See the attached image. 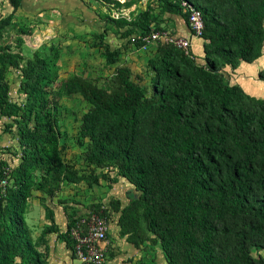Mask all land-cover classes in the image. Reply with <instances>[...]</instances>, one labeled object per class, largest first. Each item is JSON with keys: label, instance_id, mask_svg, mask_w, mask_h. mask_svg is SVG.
Listing matches in <instances>:
<instances>
[{"label": "trees", "instance_id": "obj_1", "mask_svg": "<svg viewBox=\"0 0 264 264\" xmlns=\"http://www.w3.org/2000/svg\"><path fill=\"white\" fill-rule=\"evenodd\" d=\"M18 2L7 0L10 13L0 25ZM189 2L203 21L200 59L190 49L185 54L160 43L145 64L147 87L133 81L126 66H116L100 86L78 74L59 80L58 44L27 58L0 44V115L11 119L7 126L14 128L17 148L14 166L0 162V180L5 178L0 264H47L43 235L48 232L75 258L68 230L72 219L63 232L53 225L40 231L42 254L24 218L31 190L52 194L58 186L51 177L83 180L60 157L56 109L58 97L70 94L89 104L78 129L88 139L84 160L110 167V184L121 177L130 185L124 205L116 201L107 211L96 207L109 221L111 212L117 213L119 234L127 242L132 243V234L144 239L142 222L158 239L166 264H264V99L228 81L240 62L260 54L264 0ZM156 5L186 22L176 3L158 0ZM110 21L125 26L122 34L138 23L136 33L150 31L148 7L130 21ZM9 67H20V96L14 100L5 80ZM256 77L264 80V70Z\"/></svg>", "mask_w": 264, "mask_h": 264}, {"label": "rangeland", "instance_id": "obj_2", "mask_svg": "<svg viewBox=\"0 0 264 264\" xmlns=\"http://www.w3.org/2000/svg\"><path fill=\"white\" fill-rule=\"evenodd\" d=\"M85 1L88 4L89 8L92 7L96 19H102L103 22L106 23V29L113 32L116 31L118 27L121 28L122 24L116 26L110 21V19L112 18V13L117 12L118 14H120L121 11H124L126 9L129 11L130 20H132L133 17H135L138 13L142 12L143 10H145L146 7H148V12L150 14L151 21L149 24L150 31H165L173 37L184 35L186 33L185 29L180 31L177 26H173L172 14H168L159 10L156 5L158 0H133V2L129 6L125 4L120 5V3L116 0ZM115 2H118L119 5L115 4ZM42 8L38 9V11L44 12L45 16L41 18L32 19V21L30 22H32L33 25L31 27H25L28 30L26 34L20 33L18 31V27H24V24L19 25L18 22H11L7 24L6 17V23H4L3 29L0 31V44L18 51H21L23 47H31V53L32 51H46L47 46L51 42L56 43L58 45L64 44L65 55L61 59L62 63L60 65V71L58 69V79L63 80L70 76V73L66 72L65 69L68 65L71 64L69 63V56L71 55V51L77 48V44H79L81 40L83 41L85 36H81L82 32L78 31L74 28V26L70 25L71 22L74 25L77 24L74 18L68 19L70 23L67 24L68 20L60 16L58 17L57 12L54 10L52 5L49 4ZM79 17L80 14L78 13L77 18ZM28 24L31 23L28 22ZM37 24H41L40 26L38 25V29L40 31L38 30L39 33L37 37H33V29L37 27ZM140 27H142V24L138 23V26H136L134 30L129 31V33L127 34V41L124 43L126 47L129 45L128 47H130L131 49H136L135 45H132L129 42L128 38L130 36V33L132 32L135 35L136 31H138ZM119 34L121 35L122 33ZM78 35L81 37H78ZM123 36H126V34H124ZM158 42L160 41L152 42L142 50L148 52L150 50L148 49V47H157L160 44ZM97 45L99 46V43L94 42L92 40L88 43V46L93 49H95ZM195 56L197 60L200 59V55ZM22 57L25 58V53L24 55H22ZM76 63L77 62H75V64ZM140 63L141 62L137 64L138 67ZM145 64L146 63H142V65L140 66V70L136 72L131 71V79L137 82L139 85L147 87L146 85L150 73L148 72V69ZM91 73H93V75H90L89 78L86 79L96 84L97 86L104 84L106 79L108 78V76L101 75L99 70L90 69L89 74ZM235 77H237V81H235ZM5 80L8 83V94L10 99H18L20 95L17 89V84L18 81L21 80L20 67H9V69L5 72ZM248 80L249 79L244 76L242 71H239L238 74H234L233 76L229 75L228 77V81L230 83L238 85L241 89L243 87L245 88V86L243 85L245 82L247 83ZM255 83L258 84V82ZM255 88L259 91L257 93L261 92L260 87L256 86ZM88 106L89 104L86 103L78 94L60 95L58 97V107L56 109V112L57 122L60 130V157L65 168L67 170L72 171L74 177H80L83 180L76 181L74 183H69L64 182V179H56L54 177H51L50 181L52 184H59V182L65 183L62 184V186H59L57 190L59 191V188L61 187L60 189H63L61 193L64 197H67L69 193L74 192L73 194L69 195H71L72 198H76L74 201L75 204H72L74 207H76V210H79L77 209L78 207L86 208L87 210L97 209L96 207H99L98 209L102 208L105 211L109 210V208L110 210H113L114 208L112 207V205L116 201H118L112 199L113 197H111V200H109L110 195L108 192L113 186L116 185L115 183H109L112 180V177L110 176L114 173L113 170H111L110 167L97 168L92 164H88L84 160V152L88 146V139L86 137H81L78 134V129L79 124L81 122V116L86 111ZM10 121V118L0 115V162L6 161L11 166H14V164L16 163L14 159L16 157L17 152L15 141L16 136L14 134V128H9L7 126V124H10ZM104 177L108 179H105ZM120 185L121 189L123 188V191L127 190L125 188V184L121 183ZM34 199L35 198L31 197L27 201V203L31 204L32 200L34 201ZM81 213L84 212L77 211L76 214ZM44 214L45 219H49V211H46ZM24 218L29 228L32 239L34 241L39 240L38 235L40 233V229L38 226V217L33 207L30 208L29 213H25ZM138 224L140 226L139 233L144 236V239H140L137 235L132 234L130 241H132V244L136 245V247H146L148 244L154 246L155 255L157 254L160 257L159 254H162L163 252L158 239L155 238L154 235H152L145 229L142 222H138ZM117 232H119L118 226H114L113 223H111L110 232L107 233V236H109L110 238H114L113 234ZM131 233L135 232L132 231ZM37 244L38 250H40L42 254H45V249L43 245L39 244L38 241ZM112 244H115V240L114 242H112ZM114 247L115 246L112 245H109L107 247L105 259L108 264H112V257L115 256V254L117 253H115V251L113 250ZM116 249H119V246H116ZM162 256L163 261H165V256ZM73 264H77V262L75 261Z\"/></svg>", "mask_w": 264, "mask_h": 264}, {"label": "crops", "instance_id": "obj_3", "mask_svg": "<svg viewBox=\"0 0 264 264\" xmlns=\"http://www.w3.org/2000/svg\"><path fill=\"white\" fill-rule=\"evenodd\" d=\"M83 1L85 2L84 5L87 7L79 3L78 0H19L14 11L8 16L7 24L11 22H18L19 25L24 24V27H31L33 25V23L30 22L32 19L45 16L44 12L38 11V9L50 4L57 12L58 17L60 16L67 20L74 18L77 24L74 25L71 22L70 25L74 26V28L78 31H81V36H85L83 41L81 40V42L77 44V48L71 51V55L69 56V63L71 64L66 67L65 71L69 72L70 75L78 74L85 78H89L90 75H93V73L89 74L90 69H95L99 70L101 75L109 76L112 74L116 66H126L133 72L140 70L142 63H146L147 59L155 52L156 47H148V49L151 50L148 52H145L140 48L133 50V48L131 49L128 47L129 45L126 47L124 43L127 41V35L123 36L124 34H119L125 26H122L121 28L118 27L114 32L106 29V23L103 22L102 19H96L92 7L89 8L86 1ZM9 13L10 7L7 4V0H0V18L7 16ZM78 13L81 18H77ZM172 20L174 27L177 26L180 31L185 29L186 33L184 35H180L179 37L189 38V31L186 22L179 15H173ZM28 22L31 24H28ZM4 23H6V21L1 23L2 26L0 25V31L3 29ZM68 23H70L69 20L67 21V24ZM38 25L40 26L41 24H37V27L33 29V37L38 36L40 31L38 29ZM262 25L264 29V20ZM101 30L104 31L102 32ZM132 33H130V35H132ZM81 36L78 35V37ZM91 40L98 42L99 46L97 45L95 49L90 48L88 43ZM59 47L60 53L58 66L60 71V65L62 63L61 59L65 55V47L64 44H59ZM189 49L194 55L201 56L200 40H192ZM9 50L17 51L12 48H9ZM19 52L21 55H24L25 53V58H27L31 55V47H23ZM75 62L78 64H75ZM139 62L141 63L138 67L137 64ZM236 67V69H233L234 72L232 75L238 74L239 71H242L244 76L249 79L248 82H245L243 85L245 88L243 87L242 89L251 96L264 99V80H258L256 77V73L258 71L264 70V41L260 49V54L255 59L250 62H240ZM237 77H235V81H237ZM255 82H258V84ZM256 86L261 88L260 93H257L259 91L256 90ZM64 182H59L52 194H48L40 190H31L30 192V196L27 201L33 197L35 198V202L33 200L31 204L26 202L25 213H29L30 208H34L38 217V226L40 231L45 227L53 225L58 232H63L66 229L69 219H72L77 211L84 212L87 210L82 207H78L77 209L79 210H76V207L72 205L75 204L74 201L76 198H72L69 194H73L74 192L69 193L67 197H64L61 193L63 190L60 189L61 187L59 188V191H57L59 186L65 184ZM121 183L125 184V188L127 189L126 191H123V188L121 189ZM115 184L116 185L108 192L110 195L109 200L113 197L112 199L118 200L120 202V206H122L126 203L127 194L131 193L130 185L124 182L121 177L117 178ZM46 211H49V219H45L44 217V213ZM116 217L117 213L112 211L111 222L108 220V233L110 232L111 223H113L114 226H117ZM55 235L56 234L54 232H48L43 235L48 248L46 257L47 264H73L75 260L71 259L69 250L65 247L64 242L56 238ZM113 236L114 238L106 236L107 247L109 245L115 246L113 250L115 253L117 252L115 256L112 257V264H165L162 256L164 254H159L160 257L157 254L155 255L154 246L148 244L146 247H136V245L127 242L124 237L119 234V232L113 234ZM114 240L115 244H112ZM116 246H119V249H116Z\"/></svg>", "mask_w": 264, "mask_h": 264}, {"label": "built area", "instance_id": "obj_4", "mask_svg": "<svg viewBox=\"0 0 264 264\" xmlns=\"http://www.w3.org/2000/svg\"><path fill=\"white\" fill-rule=\"evenodd\" d=\"M122 3L124 0H116ZM178 6L180 12L186 17V25L189 30V38L171 36L165 31H149L147 33H136L129 36L132 45L139 44L140 49L146 48L152 42L160 41L164 44H172L188 53L192 40L201 36L203 21L201 12L189 0H170ZM114 19L124 18L130 21L129 11H121L120 14H111ZM7 169H3L5 174ZM5 185V178L0 180V187ZM69 235L72 241L74 260L78 264H108L105 259L107 249L106 236L109 230V221L100 210L90 209L84 213L75 215L69 225Z\"/></svg>", "mask_w": 264, "mask_h": 264}]
</instances>
